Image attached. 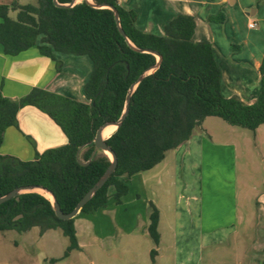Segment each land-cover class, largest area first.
Wrapping results in <instances>:
<instances>
[{
	"label": "trees",
	"instance_id": "trees-1",
	"mask_svg": "<svg viewBox=\"0 0 264 264\" xmlns=\"http://www.w3.org/2000/svg\"><path fill=\"white\" fill-rule=\"evenodd\" d=\"M56 1L61 6L55 0L26 4L15 0L0 5V45L9 56L36 48L55 61L56 54L88 57L93 70L83 89L86 101L41 88L11 99L0 89V148L6 129L18 125V113L26 106L47 114L68 140L64 146L37 153L33 161L0 152V197L17 188L40 187L53 194L62 212L71 213L112 163L103 151L92 158L97 131L121 118L130 87L158 64L157 54L161 56L159 67L138 84L124 122L106 140L117 156V168L81 213L94 215L112 199L121 204L129 191L127 181L153 169L167 152L189 141L208 117L252 132L264 125V58L260 94L254 103L246 104L238 97L223 95L213 46L194 40L193 16L181 14L165 26L162 35H155L139 30L136 13L117 0H90L118 11L129 43L111 9L96 8L86 0L72 7L66 5L73 0ZM12 11L15 18L9 15ZM133 46L152 52H139ZM159 216L151 203L148 233L156 246L160 244ZM33 228L41 233L61 229L70 242L65 257L80 249L75 218L59 219L43 194L23 193L0 204V232L24 234ZM155 254L154 249L152 259Z\"/></svg>",
	"mask_w": 264,
	"mask_h": 264
},
{
	"label": "crops",
	"instance_id": "crops-1",
	"mask_svg": "<svg viewBox=\"0 0 264 264\" xmlns=\"http://www.w3.org/2000/svg\"><path fill=\"white\" fill-rule=\"evenodd\" d=\"M117 1L136 13L135 25L139 30L155 35H162L165 26L177 16H193L194 40L213 46L221 69L223 95L238 97L246 104L257 100L264 58V0ZM251 22L257 24L256 28L248 26ZM56 58L57 61L43 56L36 48L9 56L0 45L3 95L19 99L33 88H41L85 102L83 89L93 70L91 60L65 54H56ZM17 118L18 125L8 127L4 133L2 155L33 161L37 153L68 142L62 129L33 106L22 108ZM213 119L206 118L189 141L167 152L156 167L132 176L121 204L112 199L94 215L80 212L75 217L80 249L74 251L93 246L111 251L125 237H150L153 203L160 215V244L148 264H203L206 249L238 237L240 180H246L247 192L256 195L253 213L261 239L250 264H258L259 260L264 264V125L251 131V138L238 127L223 126ZM241 137L246 149L243 178ZM254 180H260L256 182L261 184L260 191L252 184ZM149 250L151 255L154 249Z\"/></svg>",
	"mask_w": 264,
	"mask_h": 264
},
{
	"label": "rangeland",
	"instance_id": "rangeland-1",
	"mask_svg": "<svg viewBox=\"0 0 264 264\" xmlns=\"http://www.w3.org/2000/svg\"><path fill=\"white\" fill-rule=\"evenodd\" d=\"M20 4L30 3L31 0H18ZM81 2V0H78ZM12 0H0V5H11ZM15 18L16 12H10ZM218 124L229 126L224 120L214 117ZM210 125V124H209ZM252 138V132L239 128ZM110 132L104 134L106 139ZM240 139L241 177L246 175L245 147ZM260 182V180H254ZM246 180H240V233L238 237L229 238L224 244L208 248L204 252L203 264H250L258 252L261 239L256 231V195L248 193ZM254 182L260 191L261 184ZM246 192V194L244 193ZM256 192V191H255ZM248 193V194H247ZM254 212V213H253ZM70 242L61 229L41 233L39 228H33L27 233L20 234L15 230L0 232V264H148L151 260L150 248L156 245L150 237H125L120 246L111 251L100 247H90L83 251H72L65 257ZM257 245V246H256ZM256 263V261H255ZM258 264H263L261 260Z\"/></svg>",
	"mask_w": 264,
	"mask_h": 264
},
{
	"label": "water",
	"instance_id": "water-1",
	"mask_svg": "<svg viewBox=\"0 0 264 264\" xmlns=\"http://www.w3.org/2000/svg\"><path fill=\"white\" fill-rule=\"evenodd\" d=\"M83 1V0H81ZM88 1L90 4H92L94 7L96 8H109L111 9L113 12H114V15H115V19L117 21V24H118V28H119V31L120 33L127 39V41L129 42L127 36H126V33L124 32L123 28L121 27L120 25V21H119V14H118V11L110 6V5H94L90 0H86ZM55 3L58 5V6H61L60 4L57 3V1L55 0ZM79 3L78 0H73L72 3L66 5V6H74L75 4ZM130 43V42H129ZM133 48L139 52H148V53H151L152 51L150 50H140V49H137L133 46ZM158 56V59H159V62L161 61V56ZM159 62L156 66H154L151 70L145 72L139 79L136 83H134L130 89H129V92H128V95H127V98H126V105H125V109H124V112L121 116V118L117 121V122H111V123H107L105 125H103L96 133V136H95V139H94V144H95V150L93 152V155H92V158L94 157V155L98 152V151H103L105 152L112 160V163L111 165L108 167V169L105 171V173L101 176V178L97 181V183L85 194V196L80 200V202L77 204L76 208L71 212V213H68V214H65L64 212H62L61 208H60V205L58 204V202L56 201V198L53 196V194L44 189V188H40V187H35V186H28V187H22V188H17L15 190H13L12 192H10L9 194L3 196V197H0V204L12 199V198H15L23 193H29V192H35V193H39V192H36L37 189H40V190H43L47 193H49L51 196H52V199L53 200H50L51 203H52V206L55 210V213H56V216L61 219V220H70V219H74L80 212L81 210L83 209V207L92 199V197L106 184V182L109 180V178L112 176V174L115 172L116 168H117V164H118V161H117V156L116 154L111 150V148L108 146V144L106 143V140L108 139H105L103 137V131L105 130V128H107L108 126H116V128H119L122 123L124 122L127 114H128V111H129V106H130V102H131V96L132 94L134 93V91L136 90L138 84L144 79V77L150 73H152L153 71H155L158 67H159ZM91 158V159H92ZM79 162L83 165H85L84 163H82L80 160Z\"/></svg>",
	"mask_w": 264,
	"mask_h": 264
},
{
	"label": "bare ground",
	"instance_id": "bare-ground-1",
	"mask_svg": "<svg viewBox=\"0 0 264 264\" xmlns=\"http://www.w3.org/2000/svg\"><path fill=\"white\" fill-rule=\"evenodd\" d=\"M116 126H114V125H112V126H108L107 128H105V130L103 131V137H104V134L106 133V132H110V134L108 135V137H110L111 136V134L112 133H114L115 131H116ZM107 137V138H108ZM106 138V139H107ZM36 192H39L40 194H43L45 197H47L49 200H53L52 199V196L49 194V193H47V192H45V191H43V190H40V189H37L36 190Z\"/></svg>",
	"mask_w": 264,
	"mask_h": 264
},
{
	"label": "built area",
	"instance_id": "built-area-1",
	"mask_svg": "<svg viewBox=\"0 0 264 264\" xmlns=\"http://www.w3.org/2000/svg\"><path fill=\"white\" fill-rule=\"evenodd\" d=\"M250 28H256L257 24L255 22H251L248 24Z\"/></svg>",
	"mask_w": 264,
	"mask_h": 264
}]
</instances>
